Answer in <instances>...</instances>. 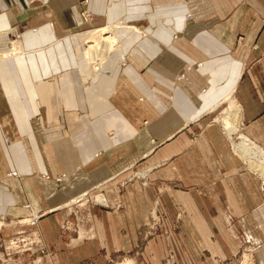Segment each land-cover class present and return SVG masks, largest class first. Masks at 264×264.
Returning a JSON list of instances; mask_svg holds the SVG:
<instances>
[{"label": "crops", "instance_id": "obj_1", "mask_svg": "<svg viewBox=\"0 0 264 264\" xmlns=\"http://www.w3.org/2000/svg\"><path fill=\"white\" fill-rule=\"evenodd\" d=\"M81 1L0 0V32L15 28L24 48L15 57L0 59V210L3 200L28 198L25 184L52 158L49 151L56 145L55 136L61 134L57 130L60 123L65 125L68 150L78 153L76 166L99 169L96 182L101 185L120 175L114 168L115 159L134 156L129 145L135 127H142L144 120L152 125L170 119L173 128L159 133V147L149 141L147 148L139 149L148 154L157 147L167 151L174 146L176 154L184 152L174 160L167 156L169 160L159 168L161 178L175 168L177 179L202 187L212 199L244 201V207L247 199H260V179L244 161L231 155L223 129L209 120L221 104L234 98L241 107V131L264 149V0ZM83 9L93 13L92 24L83 19ZM187 12L192 13L189 27ZM118 21L127 25L118 29H134L128 22L150 24L146 36L141 31L132 36L143 42L149 61L159 62L148 71L155 75L146 77L145 100L133 89L134 65L121 69L118 79L127 90L120 102L123 107L118 100H109L115 82L112 75H100L93 95L80 98L73 92V79L82 78L87 69L81 63L84 34L90 27ZM185 63L202 66L176 81ZM158 83L160 101L166 103L159 113L152 109V88ZM103 88L110 91L104 93ZM171 95L173 110L168 111ZM80 108L82 112L77 111ZM135 114L140 120L133 128L130 119ZM224 124L227 133L231 131L232 122L226 119ZM194 135H200L197 142L183 143ZM45 136L46 154L39 146L40 137ZM28 144L37 147L29 149ZM203 153L213 159H202ZM14 169L21 177L7 176ZM19 204L16 201L11 206L16 213Z\"/></svg>", "mask_w": 264, "mask_h": 264}, {"label": "rangeland", "instance_id": "obj_2", "mask_svg": "<svg viewBox=\"0 0 264 264\" xmlns=\"http://www.w3.org/2000/svg\"><path fill=\"white\" fill-rule=\"evenodd\" d=\"M81 3L87 4L88 0ZM188 14L192 13H186L187 27L192 19H187ZM82 17L87 23H93V13L89 10L83 9ZM123 21L117 22L119 28L127 27ZM128 23L142 33L133 28L115 29L120 44L107 58L108 62L98 76L92 74L87 66L84 55L87 40L90 31L115 23L90 27L84 34L81 63L87 69L82 78L73 79L76 96L85 98L93 95L100 75H112L115 82L109 100H118L123 107L120 102L127 90L118 77L125 65L132 64L135 67V95L145 100L144 92L148 90L146 77L155 75V72L148 71L159 62L149 61L143 51V42L135 41L132 36L133 32L146 36L150 24L144 21ZM186 64L192 63L184 66ZM107 70L110 73H105ZM103 91L107 93L110 90L103 88ZM152 91L155 95L152 109L159 113L160 107L166 106L165 101H160L159 83ZM167 108L168 111L173 110L172 95L168 98ZM239 109L240 105L231 97L210 115L209 121L223 129L231 155L244 161L248 170L260 179V199H247L246 207L244 201L212 199L202 187L177 179L175 168L164 172L161 178V164L170 158L174 160L176 155L182 158L184 154L180 151L176 154L174 146H169L167 151L158 148L159 133L173 128V120L170 119L162 120V123L157 120L152 125L150 120H144L142 127H135L129 145L135 150L131 151L134 156L131 160L122 155L115 159L114 168L120 175L112 176L101 185L96 182L99 169L76 166L78 153L68 150L63 134L65 125L60 123L57 130L61 134L55 136L56 145L49 151L52 158L45 160L47 166L29 176L30 182L25 184L28 198L23 201L3 200V210H0V264H264V177L258 170L264 168V152L255 161L249 150L245 157L240 146L233 143L240 135H245L241 131ZM77 111L82 112V109ZM137 115L130 119L133 128L140 120ZM226 119L232 122L230 136L224 124ZM199 136H189L183 143L191 145ZM40 139L39 146L45 148L43 153L46 154L47 136ZM149 141L152 146H158L157 149L148 154L139 151L147 148ZM34 147L37 146L28 144L29 149ZM208 158L213 159V156L203 153L202 159ZM248 159L259 163L257 170L249 166ZM125 163L130 167L123 169ZM13 171L7 176L21 177L18 170V176H12ZM31 179L35 181L33 187ZM16 201L20 203L17 213L11 207Z\"/></svg>", "mask_w": 264, "mask_h": 264}, {"label": "bare ground", "instance_id": "obj_3", "mask_svg": "<svg viewBox=\"0 0 264 264\" xmlns=\"http://www.w3.org/2000/svg\"><path fill=\"white\" fill-rule=\"evenodd\" d=\"M119 27V23H115L90 32V37L87 40L88 44L84 55L92 74L97 72L102 67L103 62L110 56L111 52L115 51L116 46L119 44V40L114 30ZM134 29L140 31L136 27H134ZM7 42L8 45L6 44ZM0 46L3 47L1 48L2 50H0V59H7L24 52L22 39L17 34L15 28L0 33ZM228 133L232 134L231 131ZM233 143L240 146L239 148L241 151L243 150L245 157L248 156V154L245 153L248 150L250 155H253L255 158V161H258V157L263 156L264 150L245 135L239 136L238 140ZM247 143H253V145L248 144V146ZM249 147H254V149L250 150ZM248 162L251 168L257 170L259 163H255L250 159H248ZM258 170L260 171V175L264 177V168L260 167Z\"/></svg>", "mask_w": 264, "mask_h": 264}, {"label": "built area", "instance_id": "obj_4", "mask_svg": "<svg viewBox=\"0 0 264 264\" xmlns=\"http://www.w3.org/2000/svg\"><path fill=\"white\" fill-rule=\"evenodd\" d=\"M192 18V15L191 14H188L187 15V19H191ZM202 64L201 63H197V64H186L181 71L178 72V74L176 75V80L177 81H181V80H184L186 78V73L188 71H191L192 69H194L195 67H201ZM18 171L15 170L11 173L12 176H18ZM60 180V179H59ZM36 219H38V216L36 217Z\"/></svg>", "mask_w": 264, "mask_h": 264}]
</instances>
